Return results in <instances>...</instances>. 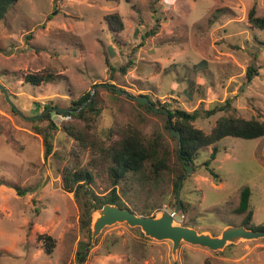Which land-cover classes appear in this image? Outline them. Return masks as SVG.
I'll return each mask as SVG.
<instances>
[{"label":"rangeland","instance_id":"1","mask_svg":"<svg viewBox=\"0 0 264 264\" xmlns=\"http://www.w3.org/2000/svg\"><path fill=\"white\" fill-rule=\"evenodd\" d=\"M253 6L264 16V0H19L13 6L0 23V264H78L79 242L88 241L83 206L64 188L62 170L77 163L92 168L98 154L65 133L74 119L58 109L71 113L81 96L91 93L102 111L89 130L94 138L107 141L110 129L131 125L149 140L161 137L173 160L178 140L164 107L199 112L194 126L207 134L222 116L264 121V31L248 21ZM251 65L257 75L249 83ZM33 74L55 80L35 86L26 82ZM142 98L157 113L140 106ZM227 100L228 111L207 116ZM38 129L52 134L48 158ZM216 147L213 161V146L201 151L180 192L165 175L160 183H121L122 201L138 215L160 217L181 200L178 224L220 236L243 226L248 212L236 210L248 190L251 228L264 227V137H226ZM208 161L221 182L207 171ZM106 179L96 176V194L111 191ZM15 186L29 192L20 196ZM41 235L55 240L52 254ZM91 245L84 264H264V238L221 251L182 243L174 255L171 241L118 223Z\"/></svg>","mask_w":264,"mask_h":264},{"label":"trees","instance_id":"2","mask_svg":"<svg viewBox=\"0 0 264 264\" xmlns=\"http://www.w3.org/2000/svg\"><path fill=\"white\" fill-rule=\"evenodd\" d=\"M19 0H0V23L5 19L9 11L16 5ZM257 7L253 6L248 14V21L253 28L264 31V16L257 14ZM52 19L49 16V20ZM114 24L121 25L117 16H113ZM113 24V23H112ZM154 34V32H152ZM111 71L115 68L110 65ZM125 72V68H122ZM257 75V68L251 65L247 69V81L250 83ZM55 80L52 74H33L26 76V82L35 86H40L43 83H49ZM118 92V91H116ZM115 92V93H116ZM75 108L71 109L70 116L74 119L73 122L63 126L65 133L74 136L80 146L91 147L95 152V156L89 162V166L80 167L79 163L71 164L62 170L64 188L68 192H73L77 202L82 204L83 210L81 215V229L88 238V241H80L76 253L78 264H84L87 261L89 252L92 248V221L93 214L102 209L106 204L117 205L122 209H129L125 202L122 201L117 186L121 183H146L152 184L163 181L165 175H169L173 182L175 191L178 193L179 182L184 178L188 167L195 163L197 156L201 151L213 146L211 153V161L217 158L219 149L216 144L226 137H234L241 139H258L264 137V121L258 119L246 120L234 116L220 117L211 133L207 134L201 129L194 126V122L199 118V112H187L185 110H167L162 108L163 115L168 117L170 131L174 130L177 135L178 148L176 158L173 160L172 154L161 137L149 140L142 132L131 125L124 128H112L108 133L109 140L103 141L94 138V134L90 133L98 116L101 114V109L98 108L95 97L91 93L81 96L74 102ZM146 107L149 111L157 113L156 106L153 102L148 104H139ZM231 108V101L227 100L225 104L216 105L207 113L211 117L218 112L228 111ZM48 109V107H47ZM168 112V114L166 113ZM50 115H47L44 120H50ZM41 120V121H44ZM49 127L51 130H57L58 127L51 121ZM45 145V156L48 158L53 153V137L50 132H42ZM114 135L119 136L117 140H112ZM211 161L205 163L207 171L217 181L221 182L219 175L210 166ZM106 177L112 187L111 191L106 195H98L91 187L95 182V178ZM20 196H25L29 190H23L17 186L14 187ZM249 191H244L241 197V203L236 210L238 214L248 212L242 225L252 230H264V227L259 229L251 228L253 220V211L249 206ZM83 196L87 199L83 200ZM249 210V211H248ZM149 216L147 212L141 213ZM41 240H45V251L48 255L53 253L55 248V240L50 236L41 235ZM205 264H212L207 261Z\"/></svg>","mask_w":264,"mask_h":264},{"label":"water","instance_id":"3","mask_svg":"<svg viewBox=\"0 0 264 264\" xmlns=\"http://www.w3.org/2000/svg\"><path fill=\"white\" fill-rule=\"evenodd\" d=\"M5 95L8 99L6 92ZM139 102L141 104H148V99L142 98ZM58 111L59 113L70 115L69 111L66 109H58ZM166 113L168 114V112ZM41 117H43V115ZM172 133L176 134L174 130H172ZM190 169L191 168L188 167V172ZM181 184L180 182L179 192L181 191ZM181 207L182 203L181 200H179L176 210L172 213L164 212L160 217H147L138 215L130 209H122L117 205L106 204L102 209L96 211L97 216L94 217L92 224V240L94 241L106 227L118 223H126L130 227L140 228L145 236L157 241H171L173 243L174 255L180 249L182 243L207 248L211 251H221L230 244L264 238V230L256 231L248 229L245 226L227 227L220 236H212L209 233H199L198 230L194 228L177 223L176 217Z\"/></svg>","mask_w":264,"mask_h":264}]
</instances>
